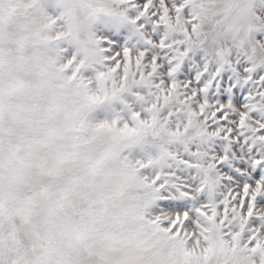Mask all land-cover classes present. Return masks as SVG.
I'll use <instances>...</instances> for the list:
<instances>
[{
  "label": "snow or ice",
  "instance_id": "obj_1",
  "mask_svg": "<svg viewBox=\"0 0 264 264\" xmlns=\"http://www.w3.org/2000/svg\"><path fill=\"white\" fill-rule=\"evenodd\" d=\"M0 264H264V0H0Z\"/></svg>",
  "mask_w": 264,
  "mask_h": 264
}]
</instances>
